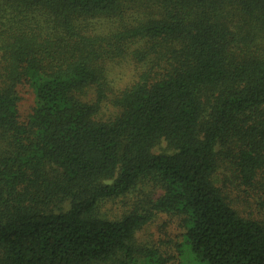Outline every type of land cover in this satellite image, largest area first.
I'll return each mask as SVG.
<instances>
[{"label": "trees", "instance_id": "trees-1", "mask_svg": "<svg viewBox=\"0 0 264 264\" xmlns=\"http://www.w3.org/2000/svg\"><path fill=\"white\" fill-rule=\"evenodd\" d=\"M186 262L264 264V0H0V264Z\"/></svg>", "mask_w": 264, "mask_h": 264}, {"label": "rangeland", "instance_id": "rangeland-1", "mask_svg": "<svg viewBox=\"0 0 264 264\" xmlns=\"http://www.w3.org/2000/svg\"><path fill=\"white\" fill-rule=\"evenodd\" d=\"M128 19L129 18L127 17L123 19L122 21L95 20V21L89 22L88 26L93 32L97 34H105V33H108L110 31L117 29L122 23L127 22ZM132 76H133V67L131 64L123 63V64H118L115 66L111 65L109 68L108 77L110 81H112L113 86L117 88H121L125 84H127L129 80L132 78ZM19 95H20L21 100L18 104V112L23 117L29 112L32 106L33 100H32V95L29 93L27 89H20ZM163 148H164V144H161L160 146L156 148V152L163 150ZM129 204H131V201L129 200L125 202H120L114 206L111 204H108L104 208V213H106L107 216H109L110 213L112 215L119 214L123 211L121 209L128 208ZM123 205L125 206L123 207ZM165 221L166 219L164 217H159L152 225L140 231L136 236L137 242L140 244H144L146 243V241L147 242H157L160 239L164 238L161 225ZM165 228H166L165 229L166 234L171 235L172 231L174 230L173 225L170 224V222H167ZM159 229H160V232H158ZM186 264H193V263L186 262Z\"/></svg>", "mask_w": 264, "mask_h": 264}]
</instances>
